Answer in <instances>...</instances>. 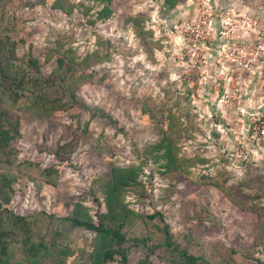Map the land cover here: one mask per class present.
<instances>
[{"label": "rangeland", "instance_id": "rangeland-1", "mask_svg": "<svg viewBox=\"0 0 264 264\" xmlns=\"http://www.w3.org/2000/svg\"><path fill=\"white\" fill-rule=\"evenodd\" d=\"M53 1L0 0L1 65L23 73L32 93L62 95L66 101L42 117L28 111L22 99L14 103L10 94L3 97L10 115L19 117L18 135L0 151V172L13 177L10 201L0 206V230L13 231L7 261L25 260L28 235L31 242L66 248V264H89L93 231L63 218L79 200L89 215L104 210L94 201L100 193L93 182L109 179L112 166L140 163L143 149L160 139L173 115L178 155L203 161L188 173L167 171L160 162L151 164L148 154L142 179L151 174L149 194L138 202L137 192H128L129 207L160 211L173 241L210 264H264V120L250 119V126L244 120L236 131L232 109L219 101L217 91L188 75L185 55L175 53L172 18L161 15L163 0H111L105 19L95 17L102 6L97 0H68L75 4L69 14L53 8ZM243 1L264 10V0ZM83 2L91 8H82ZM185 2L178 6L182 20L177 24L187 19ZM65 52L72 63L66 58L58 67ZM31 57L38 69L30 66ZM72 91L111 120L71 105ZM85 122L83 131L78 126ZM67 150H72L69 158ZM48 167L56 173L46 175ZM10 212L26 217L27 233L10 229ZM162 225L159 217L128 215L122 231L129 264L142 259L150 245H155L149 254L153 264H185L161 245ZM140 237L146 244L134 239ZM53 251L39 256V263L54 264ZM108 264H120L119 256Z\"/></svg>", "mask_w": 264, "mask_h": 264}, {"label": "trees", "instance_id": "trees-1", "mask_svg": "<svg viewBox=\"0 0 264 264\" xmlns=\"http://www.w3.org/2000/svg\"><path fill=\"white\" fill-rule=\"evenodd\" d=\"M102 4L101 8L96 12L97 19H105L110 15L109 3L111 0H97ZM186 0H163L161 15L165 18H172V23L177 24L182 20V16L179 9V4ZM81 7L85 10H89V3L83 2ZM53 8L60 9L65 13L69 14L75 7V4L70 3L68 0H54L52 3ZM66 52H72V47ZM66 52L57 58V66H63L66 58H68L72 63V57H67ZM30 66L38 69L37 60L30 58ZM5 66V65H4ZM12 67H3L0 63V85L9 80V85L4 86L0 91V151L5 150L10 145V141L18 135V120L19 117H13L9 113V109L4 106V96L11 95L12 102H17L22 99V103L28 111L32 112L37 116L48 117L52 112L60 110L65 107L66 101H63L62 95H47L45 92L39 91L32 93L29 91L30 83L26 80V76L20 71L15 70L11 72ZM6 71V72H5ZM11 73H14L11 75ZM63 79V77H61ZM28 81V82H26ZM36 82L39 80L36 79ZM36 82H31L34 86ZM71 105L73 102L80 105L82 110L89 112L91 117L98 115L106 117L111 120L110 116L102 109L88 108L84 102H80L76 99L74 92H70ZM114 122V121H113ZM81 126V127H79ZM78 128L86 130L88 123L85 122L83 125H79ZM176 123H174L173 115L168 116V125L166 129H162V135L160 139L153 143H149L143 149L142 160L138 164L129 165H117L112 166L111 176L109 179H102L100 183L93 182L92 188L95 185L99 189V196L94 199L97 206H102L104 210L95 211L94 215H89V207L79 200L73 213L71 215L65 216L63 219L69 221V223L76 228L91 230L94 233L92 238V249L87 251L88 263L89 264H108L109 262L115 261L116 256H119L120 264H129L128 259V247L126 242L128 238L126 234L122 231L126 218L130 213H136L139 215H144L148 220H152L156 217L160 218L162 222V227L160 230L162 232V243L166 249L171 252L177 253L178 257L181 258L185 264H210L209 261L204 259L199 255L192 254L185 247H180L179 244L175 243L172 239L170 228L168 223L163 220V215L160 211H154L152 213H143L138 210H134L129 207L130 201L126 200L128 192H137L138 196L135 198L136 201L147 199L148 190L146 185L150 183V175L145 176L147 180H143L142 176L144 173L143 160L147 159L146 156L151 154L153 156L151 164L155 162H160V165L167 171L180 170L182 172L188 173L191 168L199 161H203L198 156H179V147L176 142ZM64 145V144H63ZM63 145L61 149H64ZM67 158H69L72 150L65 151ZM55 156L60 160H64V156H60L57 151ZM71 171L74 169L70 167ZM46 175L50 173H56V169L52 167L43 168ZM149 179V180H148ZM12 180L13 177L9 176L6 172H0V206L2 204H7L10 201L11 191H12ZM47 183H54L53 180L46 178ZM147 182H149L147 184ZM264 206V205H263ZM262 208V207H261ZM10 229H20L27 233L29 228L27 225L26 217L22 215L9 213ZM117 222H116V221ZM13 232V231H12ZM12 232L7 230H0V264H40L39 256L51 252H57L56 262L54 264H66L65 258L69 255V251L66 248L57 246H47L42 240L38 242H31L28 235H25L23 240L26 246L25 260H17L13 262L7 261L8 248L11 244L10 235ZM138 241H143L146 244V237L134 238ZM155 246V245H154ZM153 245L149 246L148 253L140 259L136 264H153L149 261V254L154 251ZM51 249V250H50ZM176 264V261H172ZM42 264V263H41Z\"/></svg>", "mask_w": 264, "mask_h": 264}, {"label": "built area", "instance_id": "built-area-1", "mask_svg": "<svg viewBox=\"0 0 264 264\" xmlns=\"http://www.w3.org/2000/svg\"><path fill=\"white\" fill-rule=\"evenodd\" d=\"M183 6L187 19L174 26L175 53L185 55L188 75L217 91L232 109L236 131L244 120L248 126L250 119L264 120V10L243 0Z\"/></svg>", "mask_w": 264, "mask_h": 264}]
</instances>
